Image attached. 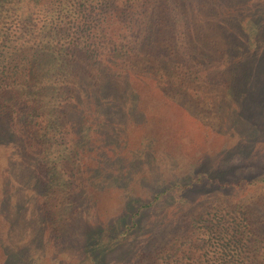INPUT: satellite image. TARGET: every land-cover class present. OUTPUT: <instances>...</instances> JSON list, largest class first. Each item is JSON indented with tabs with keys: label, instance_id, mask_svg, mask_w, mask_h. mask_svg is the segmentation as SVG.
<instances>
[{
	"label": "rangeland",
	"instance_id": "1",
	"mask_svg": "<svg viewBox=\"0 0 264 264\" xmlns=\"http://www.w3.org/2000/svg\"><path fill=\"white\" fill-rule=\"evenodd\" d=\"M216 3L225 41L195 43V72L130 49L124 64L79 66L48 141L27 144L22 116H0V264H149L201 245L192 217L216 210H248L264 232V0Z\"/></svg>",
	"mask_w": 264,
	"mask_h": 264
},
{
	"label": "trees",
	"instance_id": "2",
	"mask_svg": "<svg viewBox=\"0 0 264 264\" xmlns=\"http://www.w3.org/2000/svg\"><path fill=\"white\" fill-rule=\"evenodd\" d=\"M216 1L0 0V116H22L27 144L35 137L48 141L45 136L65 122L63 110L75 96L79 66L85 64L90 74L113 59L124 64L135 57L130 49L142 58L160 50L167 65L162 70L173 77L181 64L195 72L201 65L195 43L202 45L207 35L219 39L218 31L210 30L216 25ZM161 194L140 205L121 232L129 235L142 209ZM194 216L202 222L197 237L202 244L182 253L162 249L150 254L149 264H264L262 224L248 210H216L211 219Z\"/></svg>",
	"mask_w": 264,
	"mask_h": 264
}]
</instances>
